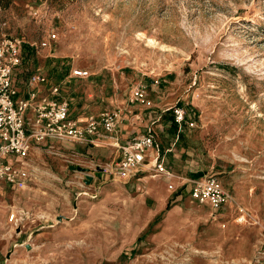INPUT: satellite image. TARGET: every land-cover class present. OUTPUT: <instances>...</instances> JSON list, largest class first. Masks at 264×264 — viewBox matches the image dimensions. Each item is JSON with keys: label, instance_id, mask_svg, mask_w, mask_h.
<instances>
[{"label": "rangeland", "instance_id": "rangeland-1", "mask_svg": "<svg viewBox=\"0 0 264 264\" xmlns=\"http://www.w3.org/2000/svg\"><path fill=\"white\" fill-rule=\"evenodd\" d=\"M0 17L22 43L21 96L39 69L47 89L61 84L72 117L120 109L145 123L154 110L174 185L214 174L231 194L215 217L166 185L171 207L153 215L159 196L146 182L41 147L27 187L0 179V264H264L253 259L264 247V0H0ZM79 70L90 76H71ZM140 84L149 104L130 101ZM14 211L24 212L18 226Z\"/></svg>", "mask_w": 264, "mask_h": 264}, {"label": "built area", "instance_id": "built-area-1", "mask_svg": "<svg viewBox=\"0 0 264 264\" xmlns=\"http://www.w3.org/2000/svg\"><path fill=\"white\" fill-rule=\"evenodd\" d=\"M7 28L8 21L0 17V179L16 189L27 187L32 175L28 167L33 151L45 147L56 154L58 142L87 144L95 140L119 149L120 156L117 161L101 166L104 172L112 167L110 172L119 180L130 179L146 170H151L153 176L166 175L170 180L177 177L165 166L160 144L150 128L122 142L119 125L123 115L120 109H106L97 114H88L84 120L72 117L69 103L58 98L61 84L51 85L47 89V77L39 69L29 76L27 94L21 96L16 84V74L24 61L22 43L9 36ZM56 39L57 34L50 33L41 42V46H50L51 40ZM71 76L87 77L90 73L79 70ZM130 101L148 103L143 85L132 89ZM173 115L180 126L187 122L183 108L173 109ZM72 153L74 160L84 161L81 160L80 153ZM8 157L17 158L19 163L6 162ZM90 161L100 167L93 158ZM180 178L183 183L190 185V193L195 200L210 203L216 211L231 201V194L214 174ZM169 188H174L172 182ZM23 214L24 212L14 211L9 220L18 226L24 220ZM247 216L245 210L240 208L237 220L243 222ZM259 249L253 258L256 263L264 260V247L259 246Z\"/></svg>", "mask_w": 264, "mask_h": 264}, {"label": "crops", "instance_id": "crops-1", "mask_svg": "<svg viewBox=\"0 0 264 264\" xmlns=\"http://www.w3.org/2000/svg\"><path fill=\"white\" fill-rule=\"evenodd\" d=\"M121 111H122L123 119L119 125V130H120V136H121L122 142L127 141L130 137H132L134 135L146 132L149 128L155 133L157 140L159 139L158 138L159 137L158 131L162 132L163 127H162L161 123L159 124V118L153 117V115L155 113L154 110H151L149 112L148 119H146L145 123H143V119L141 117L142 113H133V111H127L126 112L125 110H121ZM75 117L78 118L79 120H84L86 118V115L75 116ZM173 130L175 132H178L177 135L180 136L179 130L180 131H182V130H181V126L178 123H177V130L176 129H173ZM158 142L160 144L159 149L161 150L162 155L164 156L162 145H161L159 140H158ZM57 144H58L57 146H58L59 151L61 149V150H69V151L78 152V153H80V155L82 157H84L83 155H88L89 157H92L96 161L98 160L101 162H107V161L115 162L119 159V156H120L119 149H117L116 147H113V146H108V145L104 144L101 140H95L94 142H92V143L89 142L87 144H80V143H74V142H58ZM167 150L170 151L171 148H168ZM163 159H164V164L167 167V169L170 170L171 172L175 173L172 166L166 164V161H165L166 158L163 157ZM6 162L19 163V161H17V158H15V157L6 158ZM146 175L147 174H145L143 172V173H140V174L134 176V179L139 181L138 186H140V187H141L142 183L146 182L147 183V191L150 192V194H157V196H159V200H158L156 206L152 209L153 215H157L158 212H160L163 209L165 204H166V207H165L166 210L170 209V207H171L170 202L166 203V199L168 196V194L166 192H164V191H166V185H167V188L171 192H176L177 197H182L183 193H188L191 196L190 185L188 183L181 182L180 187L174 185V188L171 189V188H169V184L171 182L173 183V180H170L169 178H167L166 175L160 174L157 176H153L151 174L152 178H150V176H146ZM196 175H198V174H196ZM207 175H209V174H207ZM103 177L104 176H102V178ZM197 177H202V176H196V177L194 176V177H186V178H197ZM164 179L166 180V182H164L165 181ZM144 180H146V181H144ZM202 204L205 206L207 205L211 209H213V207L211 206L210 203H202ZM229 206H230V203L226 204L220 210L216 211L213 209L214 212L216 213L215 217L222 216L223 213H225V211L227 210V208ZM157 219H158V217L154 220V222L157 221Z\"/></svg>", "mask_w": 264, "mask_h": 264}, {"label": "water", "instance_id": "water-1", "mask_svg": "<svg viewBox=\"0 0 264 264\" xmlns=\"http://www.w3.org/2000/svg\"><path fill=\"white\" fill-rule=\"evenodd\" d=\"M71 168L86 173L87 174L86 175L87 176V180H86L87 183H91V181L93 180V176L91 174H89V172L91 171V169L86 168V167H81V166H74V165H71ZM97 170L98 171H102L101 168H98Z\"/></svg>", "mask_w": 264, "mask_h": 264}, {"label": "trees", "instance_id": "trees-1", "mask_svg": "<svg viewBox=\"0 0 264 264\" xmlns=\"http://www.w3.org/2000/svg\"><path fill=\"white\" fill-rule=\"evenodd\" d=\"M174 119H175V118H174ZM173 127H174V129L177 130V122H176V121L173 122Z\"/></svg>", "mask_w": 264, "mask_h": 264}]
</instances>
